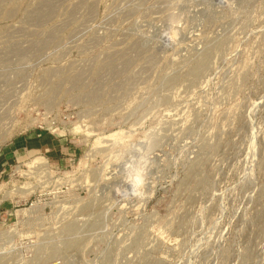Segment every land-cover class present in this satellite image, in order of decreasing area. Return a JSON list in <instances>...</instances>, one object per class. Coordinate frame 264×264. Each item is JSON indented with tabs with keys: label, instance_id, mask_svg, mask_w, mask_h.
Wrapping results in <instances>:
<instances>
[{
	"label": "rangeland",
	"instance_id": "rangeland-1",
	"mask_svg": "<svg viewBox=\"0 0 264 264\" xmlns=\"http://www.w3.org/2000/svg\"><path fill=\"white\" fill-rule=\"evenodd\" d=\"M38 132L0 264H264V0H0V150Z\"/></svg>",
	"mask_w": 264,
	"mask_h": 264
},
{
	"label": "crops",
	"instance_id": "crops-1",
	"mask_svg": "<svg viewBox=\"0 0 264 264\" xmlns=\"http://www.w3.org/2000/svg\"><path fill=\"white\" fill-rule=\"evenodd\" d=\"M60 141L62 140L41 132L14 139L0 150V178L12 164L23 160L22 155L27 158L34 154H46L60 161L64 152H68L67 147H64L63 142Z\"/></svg>",
	"mask_w": 264,
	"mask_h": 264
},
{
	"label": "bare ground",
	"instance_id": "bare-ground-1",
	"mask_svg": "<svg viewBox=\"0 0 264 264\" xmlns=\"http://www.w3.org/2000/svg\"><path fill=\"white\" fill-rule=\"evenodd\" d=\"M36 165V164H35ZM42 166V167H46V165H45V163H43V162H40L37 166ZM30 168V167H29ZM42 169V168H41Z\"/></svg>",
	"mask_w": 264,
	"mask_h": 264
},
{
	"label": "built area",
	"instance_id": "built-area-1",
	"mask_svg": "<svg viewBox=\"0 0 264 264\" xmlns=\"http://www.w3.org/2000/svg\"><path fill=\"white\" fill-rule=\"evenodd\" d=\"M0 243H2L1 240H0ZM25 256H26V255H25ZM25 256H24V257H25Z\"/></svg>",
	"mask_w": 264,
	"mask_h": 264
}]
</instances>
